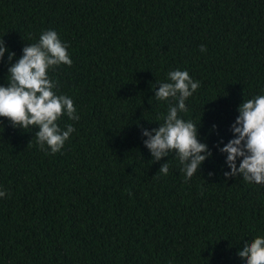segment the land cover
Returning a JSON list of instances; mask_svg holds the SVG:
<instances>
[{"label": "trees", "instance_id": "1", "mask_svg": "<svg viewBox=\"0 0 264 264\" xmlns=\"http://www.w3.org/2000/svg\"><path fill=\"white\" fill-rule=\"evenodd\" d=\"M47 30L73 61L48 75L80 119L59 121L75 132L49 154L38 127L0 117V264H245L238 251L264 237V184L226 178L219 148L244 99L264 95V0H0L12 63ZM177 69L200 82L179 116L212 152L191 179L142 135L175 104L153 88Z\"/></svg>", "mask_w": 264, "mask_h": 264}, {"label": "clouds", "instance_id": "2", "mask_svg": "<svg viewBox=\"0 0 264 264\" xmlns=\"http://www.w3.org/2000/svg\"><path fill=\"white\" fill-rule=\"evenodd\" d=\"M67 49L68 45L62 42L56 31L47 30L40 35L38 43L26 44L23 55L12 63L15 52L9 51L4 40L0 43V62L7 52L10 65L8 84L0 85V117L8 119L13 128L24 131L38 127L36 142L40 150L46 153L50 150L49 154L61 152L75 132L72 124L62 129L59 121L65 115L73 121L80 119L74 101L66 95H58L54 91L58 82L48 75L50 69L72 65ZM201 51L206 52V46L201 45ZM167 78L169 82H159V87L153 88L155 98L161 102L174 100L175 104H170L164 122L159 123L158 128L142 129V135L147 137L144 145L155 162L174 152L183 165L186 179H191L212 156L207 143H201L198 138V127L179 116V113L188 111L186 101L198 90L200 82L179 69L170 71ZM237 111L239 115L231 125L234 138L219 148L226 154V164L231 169L224 172V176L231 179L242 175L249 183L264 184V95L244 99ZM168 172V162L163 163L158 173L167 175ZM6 195L5 191H0V198ZM237 254L245 264H264V237L246 242Z\"/></svg>", "mask_w": 264, "mask_h": 264}]
</instances>
